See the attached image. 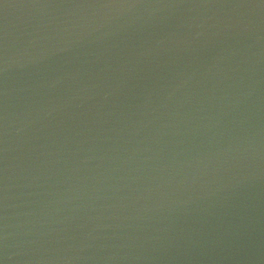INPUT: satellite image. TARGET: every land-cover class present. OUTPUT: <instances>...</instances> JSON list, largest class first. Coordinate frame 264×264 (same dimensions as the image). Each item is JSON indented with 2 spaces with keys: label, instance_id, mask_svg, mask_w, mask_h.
Listing matches in <instances>:
<instances>
[{
  "label": "water",
  "instance_id": "water-1",
  "mask_svg": "<svg viewBox=\"0 0 264 264\" xmlns=\"http://www.w3.org/2000/svg\"><path fill=\"white\" fill-rule=\"evenodd\" d=\"M0 264H264V0H0Z\"/></svg>",
  "mask_w": 264,
  "mask_h": 264
}]
</instances>
